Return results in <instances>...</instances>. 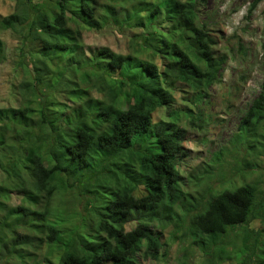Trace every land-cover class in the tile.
I'll list each match as a JSON object with an SVG mask.
<instances>
[{
    "label": "trees",
    "instance_id": "16d2710c",
    "mask_svg": "<svg viewBox=\"0 0 264 264\" xmlns=\"http://www.w3.org/2000/svg\"><path fill=\"white\" fill-rule=\"evenodd\" d=\"M15 1L25 9L0 15V30L17 34L0 106V261L26 264L32 249L42 251L32 264H131L156 222L173 224L172 238L183 228L206 264H264V184L250 177L261 165L245 158L256 149L264 156V79L233 134L243 153L230 176L215 187L209 164L187 177L204 185L193 193L179 162L182 114L202 128L204 112L172 109L173 90L200 97L225 63L191 11V1L207 0ZM108 27L131 31L135 53L87 49L84 29ZM3 48L0 40V64ZM12 194L20 203H8Z\"/></svg>",
    "mask_w": 264,
    "mask_h": 264
},
{
    "label": "rangeland",
    "instance_id": "374dc122",
    "mask_svg": "<svg viewBox=\"0 0 264 264\" xmlns=\"http://www.w3.org/2000/svg\"><path fill=\"white\" fill-rule=\"evenodd\" d=\"M252 1L207 0L205 7L197 6L195 1H191L193 17L206 22L208 33L213 35L216 41L213 46L214 56L225 57V63L220 70L221 75L217 82L210 84L200 97L195 96V91L185 87L180 88L179 85L173 90L172 109L181 110L183 107L192 105L193 112L196 107L204 112V117L197 121L202 128L189 125L187 122L189 118L184 117L183 114L179 122V125L186 131L182 143L186 155L179 160L182 175L186 179L190 175L199 176L203 168L210 164L215 173L208 181L217 187L218 181L233 173L235 160H240V158L235 159L237 151L240 152L239 155L243 153L240 150L239 141L233 140V134L238 131L241 118L252 99L257 96L264 79V0L249 13L248 7ZM17 3L20 5L21 2L0 0V15H8L17 11L19 8L18 6L15 10ZM20 6L25 9L24 4ZM16 35L9 29L0 30V40L3 42L6 54L0 64V106L5 105L6 99L9 98L11 88L9 80L12 74L10 69L12 59L15 57L16 40L14 37ZM131 35V31L122 34L112 27L99 31L84 29L83 40L87 49L107 46L115 52L134 54L136 46L129 39ZM144 55L145 53H140L138 57ZM160 113L162 112L158 110L154 117H158ZM258 131L264 133V128L260 127ZM256 151L257 149L249 153L246 151L245 158L261 165L258 171L252 173L250 177L251 179L258 178L264 184V156L256 155ZM212 159L221 164L222 170L217 168L218 165L215 163H211ZM4 178L5 175L0 173V181ZM187 181L186 188L188 189L186 190L193 193L200 191L204 186L197 185L195 180L192 182L187 179ZM73 194L76 195V191H70L64 196L68 200L67 204H72L69 201H75ZM76 197L79 198V196ZM8 203L13 205L20 203L19 196L12 194ZM132 218L131 222L126 224L127 229L133 228L137 222L135 217ZM174 229L173 224L161 226L156 222L151 223L153 235L151 239L145 237L135 243L136 249L134 247L131 264L132 262L133 264H206L207 255H204L198 244L191 242L189 238H182L183 228L175 233L176 236L181 237L172 238ZM211 244L207 242L204 249L209 250L212 247ZM30 251L34 252V256H31L26 264H32L35 258L42 255L40 250L30 249ZM51 261V264H57L54 259ZM0 264L23 263L13 257L8 261L1 260ZM220 264H237V262L233 259Z\"/></svg>",
    "mask_w": 264,
    "mask_h": 264
}]
</instances>
